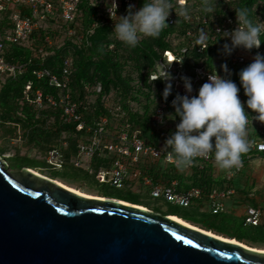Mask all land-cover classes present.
<instances>
[{
	"label": "trees",
	"instance_id": "1",
	"mask_svg": "<svg viewBox=\"0 0 264 264\" xmlns=\"http://www.w3.org/2000/svg\"><path fill=\"white\" fill-rule=\"evenodd\" d=\"M103 1L105 0H81L75 22L65 24L61 18L58 20L59 23L56 20H46L27 43L7 45L4 52L5 63L14 70L13 75L8 77L5 82L1 80V76L3 73L10 71H0V152L4 154L7 150L6 145L2 142L1 130L3 127L8 126L10 119L23 115V119L28 125L27 128L31 132L26 135L29 143H36L44 153L49 154L58 145V141L62 140L60 136L64 132H68L70 136L66 141L69 142V149L64 153L63 163L67 164L71 159L76 158L77 144L85 134L77 132L75 124L69 125L65 122L62 105L54 107L45 102L42 108H38L34 103L37 91H41L45 96L53 95L57 100H60L65 94V91L61 88L52 86L48 78L39 79L37 75L40 70L47 69L57 75L59 81H62L63 53H66L73 63L66 93H69L74 101L84 103L81 114L88 126L95 127L101 119L106 118L108 120L107 131L116 134L126 124H132L142 132L147 143L156 145L154 144V138L158 135L159 129L154 121L155 112L163 104L167 107L166 113L174 111L171 102L175 99L177 93L173 90L168 100L165 101L162 96L165 83L161 79L151 81V76L156 73V66L164 59L166 51H173L177 56H180L183 49L189 48V40L182 38L187 29L195 28L197 24H189L183 17L177 15V24L165 28L159 38L144 37L139 40L137 47L133 49L119 41L112 33L117 19L112 22L109 20L107 11L97 4ZM173 1L171 0L172 4ZM94 3L96 4L94 5ZM143 4L144 1H138L136 8H141ZM212 4L215 13L226 14L235 19H237V9L247 8L250 10V17L254 23H264V0H234L232 4H227L224 0H212ZM127 8L128 6L125 4L119 6L118 13L126 15ZM16 9L21 10L23 16H30L27 8L18 6ZM188 9L192 19L196 18L195 12L206 17L213 15L205 14L202 11L201 0H192ZM13 10L10 9L9 5H5L3 10L0 11V41L5 35L13 33L14 26L11 20ZM225 10L228 12L225 13ZM51 24L57 27L54 28ZM70 29L80 34L82 40H79L75 35L72 39L67 40L63 47L58 48L53 42L61 37L62 32L68 36ZM172 35H177L176 39L177 37L180 38L177 45L171 42ZM47 38L52 40L51 46L48 45ZM261 41L264 43V33L261 34ZM41 48L50 53V56L40 64L34 58H37L38 51ZM261 49L264 50V44L261 45ZM185 56V66L191 67L204 63L213 69L212 64L218 60V55L212 46L204 54H199L197 49L191 50L189 48ZM31 60L34 61L31 62ZM134 73L137 74L138 89L133 86ZM230 79L240 86L239 75H235ZM28 86H30L29 91H27ZM152 86L156 87L155 94L152 93ZM97 88H100L98 93L96 92ZM240 88L239 95L247 100L242 86ZM135 89L148 101L155 98V104L152 103L146 106L142 114L132 112L131 103L137 101ZM112 91H116L121 97V100L114 102L113 105H119L118 107L125 112L124 116L111 112L110 108L113 109L114 107L107 108L105 106L104 99ZM91 95L96 98L94 102L89 101ZM246 111L251 115L253 114L250 109ZM18 119L21 120V118ZM6 131L8 136L13 135L15 132L9 127L6 128ZM163 139L161 138V143ZM251 155L257 156L255 152L248 151L242 154L241 160L246 162L245 159ZM17 158H19V154L12 157L10 161L13 162ZM94 162L96 165L94 164L93 167H97L98 171L104 167L108 169L110 164L107 165L108 161L97 158L94 159ZM155 162L158 164H155ZM160 163V161L150 158H142L135 165L134 170L151 176L154 183H160L163 186H170L173 181H178L179 191L199 188L202 190L204 198L206 197L205 201H208L214 187L218 188V191L227 189L223 187L224 181L216 184L213 179L212 170L208 166L212 162L203 164V162L197 161L194 167L184 171L171 168L167 164L170 170H164L159 166ZM202 165L203 168L200 169ZM22 168L26 167L22 166L19 169ZM31 170L36 171V168ZM232 170L236 171L235 169L230 171ZM187 171H191L192 174L188 178L187 186H183L181 183L183 178L180 174ZM229 187H234V184L230 183ZM207 231H211V229Z\"/></svg>",
	"mask_w": 264,
	"mask_h": 264
},
{
	"label": "water",
	"instance_id": "2",
	"mask_svg": "<svg viewBox=\"0 0 264 264\" xmlns=\"http://www.w3.org/2000/svg\"><path fill=\"white\" fill-rule=\"evenodd\" d=\"M0 264H264V252L12 170L0 154Z\"/></svg>",
	"mask_w": 264,
	"mask_h": 264
},
{
	"label": "built area",
	"instance_id": "3",
	"mask_svg": "<svg viewBox=\"0 0 264 264\" xmlns=\"http://www.w3.org/2000/svg\"><path fill=\"white\" fill-rule=\"evenodd\" d=\"M138 1L144 0H118V7L125 4H134ZM219 1V0H216ZM81 0H0V11L3 10L5 5H9L10 9H14L11 20L14 26L13 33L5 35L0 41V71L9 70L13 73L14 68H11L6 65L4 59V52L8 44H17L21 45L27 43L35 31L41 28V25L46 20H56L58 22L59 18L63 20L65 24L73 23L76 20L78 7ZM192 0H174L172 4V11L170 12L168 18L169 26H174L177 24V15H180L181 9L191 6ZM227 4H232L234 0H224ZM18 6L25 7L29 10L30 16H23L22 11L16 9ZM107 15L109 20L118 19L117 17L110 16L107 8ZM189 10V9H188ZM228 11L225 10V13ZM118 15L120 13L117 12ZM196 18L192 19L191 13H189L190 18L185 20L189 24H197L195 28L187 29L182 39L189 40V48L191 50L197 49L199 54L206 53L210 46L215 48L216 54L218 55L212 66L213 69L200 63L198 66H185L186 56L188 52V47L181 51V55L177 56L173 51H166L164 53V59L161 60L160 66L163 71L158 70L154 75L151 76V80L159 79L161 77H166L167 72L170 73L175 79L172 81L173 90L176 93L185 95L186 90L184 88L183 81L180 79L182 76H188L191 78L193 85L192 95H197L199 88L203 83L207 82L208 76L213 73H217L222 77L227 75L228 78H231L235 75H238L239 72L249 65L257 52L264 54V50L253 49L251 52L237 49L230 56L223 54V45L225 43H230V40L221 39V34L219 31H232L238 27L237 19L227 16L226 14H217L214 13L211 17H206L195 12ZM184 19V17H183ZM194 20H196L194 22ZM201 29H204L208 33L207 41L198 45L196 43L198 34ZM69 33L71 36H75L76 33L74 30L70 29ZM75 34V35H74ZM177 35L171 36V42L174 45H177L180 41V38ZM221 39V40H220ZM82 40V37L81 39ZM49 46L52 45V40L50 38L46 39ZM168 41V40H167ZM50 56V53L45 52L43 48L39 49L37 62L40 64ZM219 60L228 65L230 72L225 74L221 65L218 63ZM34 60H31L33 62ZM72 59L66 54L63 53V82L59 81L58 76L53 74L50 70L43 69L40 70L37 75L38 78H48L52 86H56L65 91V94L57 100L53 95L45 96L41 91H37L34 99V103L38 108H42L46 102L50 106H61L64 112L65 122L69 125H76V131L79 133L85 134L84 137L79 139L77 144V156L75 166L81 168L82 158L89 159H99L102 161H111V167L108 169H102L98 171L97 179L100 183L108 182L107 177H110V182L113 186L120 189L123 187L124 180L128 177L131 170L128 163L134 165L138 164L142 158H150L155 161H160L169 165L171 168L177 169L172 162L167 160V151L165 149V143L167 138L171 134H165L164 139L160 145L149 144L143 138L142 132L137 130L132 124H126L120 128L116 134L107 131L108 120L103 118L99 123L94 126H88L84 121L81 114V109L84 106L82 101H74L69 93H66L68 84L70 82V75L72 69ZM157 79V80H158ZM164 83L165 81L161 79ZM156 81V80H155ZM30 90V86L27 87V91ZM100 91V90H99ZM239 98L242 102H246L245 98L239 95ZM109 108V106H106ZM166 105L163 104L159 106L155 112L154 121L157 124L158 129L165 126L167 121L165 119L166 115ZM246 110H248L246 108ZM111 112H115L119 115L124 116L125 112L120 108H110ZM252 115H255L253 113ZM164 118V123H161V118ZM248 138L251 142L249 151L255 152L257 156L264 157V123L253 120L249 116V126H248ZM69 149V142L66 140H59L58 145L54 147L47 156V162L49 164L55 165L56 160H61L63 164L64 153ZM197 161L205 163L213 162V158H197L192 166L185 168L184 170L191 169L196 165ZM59 164L58 167H61ZM244 166V162L241 160V164L238 168H233L235 170H240ZM203 168V165L200 166V169ZM87 169L92 173L91 164H87ZM134 176L140 175L139 171L133 172ZM233 173L229 177H232ZM145 185L152 187V196L153 198H164L170 203H175L180 207L188 208L191 206L192 202L204 201L203 192L199 188H191L184 191H179L178 181H173L170 186H163L160 183H154L146 179ZM231 189L225 191L215 190L208 197V213L212 215L219 214L223 210V204L221 201L228 195L232 194ZM263 217V210L261 207L250 206L246 209L245 214V225H250L253 227L260 226L261 219Z\"/></svg>",
	"mask_w": 264,
	"mask_h": 264
},
{
	"label": "clouds",
	"instance_id": "4",
	"mask_svg": "<svg viewBox=\"0 0 264 264\" xmlns=\"http://www.w3.org/2000/svg\"><path fill=\"white\" fill-rule=\"evenodd\" d=\"M105 4L111 18H118L113 30L116 38L133 49L137 47L141 35L159 38L162 31L169 27L167 21L173 10L171 0H144L141 8L129 4L127 14L118 15V0H105ZM201 8L205 14L215 13L212 0H201ZM236 12L238 27L232 31H217L221 39L230 40L223 45L222 51L226 56L237 49L251 52L264 44L261 41L264 23H254L247 8L237 9ZM180 15L185 20L190 18L186 8L181 9ZM207 39L208 33L201 29L196 43L202 45ZM221 68L225 74L230 72L226 63ZM238 75L246 102L239 98L240 86L227 75L222 77L212 72L197 95H192L191 78H180L187 94L177 93L171 102L175 111L167 118L178 119L179 122L165 143L167 160L178 170L192 166L197 158L209 157L214 158L223 170L240 166L242 154L247 153L251 146L248 138L249 116L252 117V124L253 120L264 123V54L257 52L253 61ZM159 79L165 81L162 96L167 101L175 78L167 72L166 77ZM246 108L255 115L249 114ZM161 123H164L163 117Z\"/></svg>",
	"mask_w": 264,
	"mask_h": 264
},
{
	"label": "rangeland",
	"instance_id": "5",
	"mask_svg": "<svg viewBox=\"0 0 264 264\" xmlns=\"http://www.w3.org/2000/svg\"><path fill=\"white\" fill-rule=\"evenodd\" d=\"M95 4L96 3H94V5ZM97 4L102 6L104 9L107 8L105 1ZM52 26L54 28L57 27L56 25ZM113 30L112 33H114ZM76 35L80 40L82 36L77 33ZM73 37L74 36H71L69 32L68 36L62 32L61 37L56 39L53 43L56 44L58 48H61L65 45L67 40L72 39ZM144 37L145 36L141 35L139 40H142ZM219 61V65L224 64L222 60ZM156 67L161 71L164 70L161 69L162 66H160V63H158ZM1 71L4 72L6 69ZM11 75H13L12 72H5L2 74L1 80L5 82V80ZM133 77L135 79L133 86L138 89L137 74L134 73ZM99 90L100 88H97L96 92H100ZM156 91V87L152 86V93L155 94ZM134 92L137 93V101H133L131 103L132 112L142 114L146 106L152 103L155 104V98L154 100L152 99L153 101H148L143 95H140L136 89ZM95 100V96L91 95L89 101L94 102ZM120 100V95L117 94L116 91H112L104 99L105 106L117 108L119 105L117 106L113 104L114 102ZM174 111L172 110L166 113L165 119H167V124L158 130V135L154 138V144L160 145L161 138H164L165 134H172V132L176 130V124L179 122L178 119L171 120L167 118L170 114H174ZM23 117V115H18L9 120L7 127L15 131L13 135L8 136V132L6 131L7 127H3L1 130L3 135L2 142L6 145L5 147L7 150L4 154L3 152H0V154L1 157L9 163L12 170H20L19 168L22 166L31 169L36 168V171H39L42 176H45L53 181L59 180L67 185L73 186L74 188H79L84 192L104 197H93L95 199H115L126 205L147 208L164 216L175 214L185 222H188L200 229H211V232H214L216 235H221L222 237L230 240H237V242L244 243L250 248L264 249V157L251 155L245 159L246 162H244V166L240 170L236 171L223 170L219 168L215 161L208 164L212 170V176L216 184L224 181L223 187L233 191L232 194L226 196L221 201L223 204V210L220 214L212 215L207 211L209 204L206 202L207 200L205 201L206 197L204 198V201L192 202L191 206L188 208L180 207L175 203H170L164 198H153L152 187L145 186L146 179L153 181L152 177L142 172L141 175L134 176L133 172L135 165L132 163H128L131 172L123 183V187L120 189L111 184L109 181L110 177H107L108 182L100 183L98 181V170L97 167H93L94 164L96 165L93 159L82 158L81 168H77L75 166L77 161L76 158L71 159V161L67 164H61V160H56L54 162L55 165L49 164L46 160L48 154L44 153V151L41 150L36 143H29V139L26 138V135L30 132V130L27 128L28 125L24 121ZM18 118H21V120L19 121ZM69 136L70 134L68 132H64L63 135L60 136V139L67 140ZM18 154L19 158L11 162L10 159ZM88 163L91 164L92 173L89 169H87ZM59 164H61V167H58ZM108 164V168H110L111 161H108L107 165ZM155 164L158 163L155 162ZM159 166L164 170H170V167L162 162ZM102 169L105 170V167ZM231 173H233V175L232 177H229ZM190 174H192L191 171L182 172L180 174L183 178V181L181 182L183 186H187ZM230 183L234 184V187H229ZM217 189L218 188L214 187L213 191ZM250 206L261 207L263 210V217L261 219L260 226L258 227L245 225L246 209Z\"/></svg>",
	"mask_w": 264,
	"mask_h": 264
},
{
	"label": "crops",
	"instance_id": "6",
	"mask_svg": "<svg viewBox=\"0 0 264 264\" xmlns=\"http://www.w3.org/2000/svg\"><path fill=\"white\" fill-rule=\"evenodd\" d=\"M32 171H34V170H32ZM34 172H36V173H38L39 175H41V173L39 172V171H34ZM141 174V173H140ZM55 182H57V183H59V184H62L64 187H67V188H69V189H73L74 191H76V192H78V193H81V194H83V195H87V196H90V197H99L98 195H95V194H90V193H87V192H84V191H82L81 189H79V188H74L73 186H70V185H67V184H65V183H63V182H61V181H59V180H55ZM146 186V185H145ZM149 187V186H148ZM169 215H175V214H169ZM218 215V214H217ZM171 217H174V218H177V219H180L181 221H183L184 223H186V224H188V225H190V226H192V227H196V226H193L192 224H190V223H188V222H185L183 219H181L180 217H177L176 215L175 216H171ZM196 228H198V227H196ZM198 229H200V228H198ZM201 230H203V229H201ZM203 231H205V232H208V233H210V234H213V235H216L214 232H211V231H207V230H203ZM216 236H218V237H221V238H225V237H222L221 235H216ZM225 239H227V238H225ZM228 240H230V239H228ZM234 241H236L237 242V240H234ZM243 245H245L244 243H242ZM253 248V247H252ZM254 249H256V248H254Z\"/></svg>",
	"mask_w": 264,
	"mask_h": 264
},
{
	"label": "bare ground",
	"instance_id": "7",
	"mask_svg": "<svg viewBox=\"0 0 264 264\" xmlns=\"http://www.w3.org/2000/svg\"><path fill=\"white\" fill-rule=\"evenodd\" d=\"M34 174H36V175H39L38 173H36V172H34V171H32ZM57 183V182H56ZM57 184H59V183H57ZM60 185H62V184H60ZM71 190H73V189H71ZM74 191V190H73ZM76 192V191H75ZM78 193V192H77ZM79 194H81V193H79ZM172 219L173 220H175V221H177V222H180V223H182V224H186V223H184L183 221H181L180 219H177V218H174V217H172ZM225 239V238H224ZM232 242H236V241H234V240H231ZM257 250H260V251H263L264 252V249H257Z\"/></svg>",
	"mask_w": 264,
	"mask_h": 264
},
{
	"label": "flooded vegetation",
	"instance_id": "8",
	"mask_svg": "<svg viewBox=\"0 0 264 264\" xmlns=\"http://www.w3.org/2000/svg\"><path fill=\"white\" fill-rule=\"evenodd\" d=\"M140 175H141V174H140ZM125 180H126V179H125ZM125 180H124V182H125ZM98 196H99V195H98ZM100 197H101V198H104L103 196H99V198H100ZM114 200H115V199H114Z\"/></svg>",
	"mask_w": 264,
	"mask_h": 264
}]
</instances>
